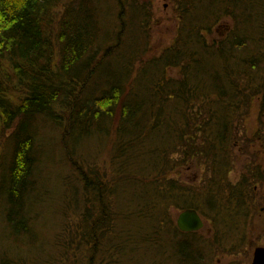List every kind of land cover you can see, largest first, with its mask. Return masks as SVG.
<instances>
[{"label":"trees","instance_id":"1","mask_svg":"<svg viewBox=\"0 0 264 264\" xmlns=\"http://www.w3.org/2000/svg\"><path fill=\"white\" fill-rule=\"evenodd\" d=\"M173 1L177 33L157 53L151 0H0V228L29 252L5 239L0 264H212L252 242L264 0ZM223 20L230 31L210 38ZM195 160L194 183L180 170ZM186 209L210 230H180Z\"/></svg>","mask_w":264,"mask_h":264},{"label":"rangeland","instance_id":"2","mask_svg":"<svg viewBox=\"0 0 264 264\" xmlns=\"http://www.w3.org/2000/svg\"><path fill=\"white\" fill-rule=\"evenodd\" d=\"M151 1L153 4V10H154V21H153L154 25L152 29L151 46H153L154 52L159 53V51H161L163 48L168 46L174 39L177 33L178 24H177L176 14H175L174 7H173L174 5L173 0H151ZM227 27L231 29L232 27L231 21H227V20L220 21L214 30V34L210 36V38H214V37L218 39L222 38V36L225 35L224 33H227L229 31ZM259 111H260L259 106L257 102H255L253 107L251 108V112L248 114L247 118L242 123L243 127L241 126V130L239 132V135L240 133L242 134L240 137L244 141H245V137L247 134L249 133H252V135L256 134L257 128L261 122L259 120L260 119ZM259 143H260V140L257 139L255 143L253 144V147L251 150L253 153L254 152L260 153ZM236 149L238 151L236 152V154L237 155L239 154L241 156V159H240L241 161H244L245 159L249 157L246 152H243L242 150H240V146H237ZM204 171H205V166L201 163V161L195 160L193 163L188 164V166L182 167V169L180 170V174L182 175V177H184L185 180H189L195 183V182H200L203 179ZM238 176H239L238 173L234 172L233 180L238 178ZM48 186L54 187L53 182L48 183ZM259 189H260V191L258 192L259 194L258 195L259 213L256 219V232H254L252 236V242L246 243L244 250L239 254H220L217 257H214L212 264H252L255 249L258 246H264V235H262L260 231L262 224H263V219H264V185L261 186V188ZM57 201H58L57 198L56 199L49 198V205L43 211L46 212L48 209H51L52 212L54 211L53 213L55 216V212H56L55 209L57 208L55 206L57 205ZM53 213L48 214V217L45 218L47 221L46 222L47 227L44 230H49L46 233V235L49 234L53 230L52 227L58 226L57 224H55L56 216L54 217ZM178 213L179 212L175 213V216H174L176 220H177ZM7 236H9V231L6 228H4L3 230L0 228V242L1 243H4L5 239H7L8 240L7 243L12 247V251L14 253L19 252L20 254H23V255L29 254L27 250H21L17 248L16 244L12 240L8 239ZM22 241L28 246H31V247L33 246L31 243H29V240H27V238L23 239ZM41 246L42 244H38L37 247L33 246V249H31L32 251L31 254L40 253L44 256L48 254V257H50L49 251L46 250V248L48 246H51V243L48 242V244L45 245L44 248L46 251H42ZM1 249L3 248H0V250Z\"/></svg>","mask_w":264,"mask_h":264},{"label":"water","instance_id":"3","mask_svg":"<svg viewBox=\"0 0 264 264\" xmlns=\"http://www.w3.org/2000/svg\"><path fill=\"white\" fill-rule=\"evenodd\" d=\"M177 225L184 232H196L208 228L207 221L196 209H186L177 214ZM252 264H264V246H258L254 251Z\"/></svg>","mask_w":264,"mask_h":264},{"label":"flooded vegetation","instance_id":"4","mask_svg":"<svg viewBox=\"0 0 264 264\" xmlns=\"http://www.w3.org/2000/svg\"><path fill=\"white\" fill-rule=\"evenodd\" d=\"M227 29H229V27H227ZM229 31H230V29H229ZM229 31H228V32H229ZM228 32H227V33H228ZM227 33H224V34L226 35ZM225 35H223V36H225ZM223 36H222V37H223Z\"/></svg>","mask_w":264,"mask_h":264}]
</instances>
